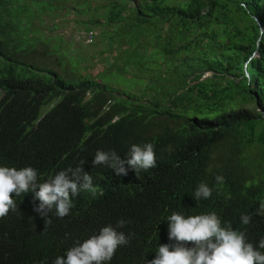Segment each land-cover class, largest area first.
Here are the masks:
<instances>
[{"label":"trees","instance_id":"16d2710c","mask_svg":"<svg viewBox=\"0 0 264 264\" xmlns=\"http://www.w3.org/2000/svg\"><path fill=\"white\" fill-rule=\"evenodd\" d=\"M41 2L0 0V165L30 166L43 183L84 162L96 191L70 196L63 218L53 208L46 229L34 193L16 197V210L0 218V264H54L76 241L109 225L128 243L106 264H147L159 245L173 243L167 224L173 212H214L222 226L230 223L258 245L264 237V216L256 214L264 202V0L111 1L105 23L112 33L100 36L109 42L107 52L125 44V62L151 73L139 97L87 78L81 60L66 63L29 36L26 17ZM147 143L154 146V168L136 173L125 164L127 174L117 175L92 164L97 150L126 160L132 145ZM200 183L212 195L196 201ZM242 215L252 217L249 224ZM120 220L123 228L116 227Z\"/></svg>","mask_w":264,"mask_h":264},{"label":"clouds","instance_id":"9594fccd","mask_svg":"<svg viewBox=\"0 0 264 264\" xmlns=\"http://www.w3.org/2000/svg\"><path fill=\"white\" fill-rule=\"evenodd\" d=\"M126 157V160H121L114 150H97L92 164L94 167L106 165L117 175L127 174L125 164L136 173L156 166L151 143L132 145ZM83 165L84 162H81V166L60 171L43 183L38 182V173L30 166L15 168L0 165V218L10 210L15 211V198L28 192H33L34 198L40 202L34 211L44 218L45 229L51 223L48 213L53 208L57 217L67 216L71 207L70 196H78L82 190L93 194L96 191L92 176L84 171ZM215 180L218 184L224 183L223 176L217 175ZM211 195L212 189L200 183L193 197L199 201ZM256 214L264 216V202L260 203ZM251 218L250 215L240 217L244 225L249 224ZM125 223L120 220L116 227L123 228ZM167 224L168 239L173 243L159 245L155 258L147 264H264V252L259 250L264 249V237L254 246L246 241L244 232L233 230L230 223L222 226L221 219L214 212L187 217L173 212L167 217ZM127 243L123 232H118L111 225L105 226L98 235H92L82 243L76 241L65 256L55 259L54 264H106L117 248Z\"/></svg>","mask_w":264,"mask_h":264},{"label":"rangeland","instance_id":"374dc122","mask_svg":"<svg viewBox=\"0 0 264 264\" xmlns=\"http://www.w3.org/2000/svg\"><path fill=\"white\" fill-rule=\"evenodd\" d=\"M111 1L113 0H45L38 4L40 10L31 9L30 15L26 17L29 22L28 35L38 36L39 45L53 50L58 56H64L66 63L71 64L72 56L81 60L80 63L85 65L83 73L88 75L87 78L112 86L116 91L139 97L144 82L150 80L151 73L143 74V65L130 58L125 62L129 57L126 51L130 52L125 44H114L115 53L113 50L107 52L109 42L100 36L103 30L112 33L113 26L105 23ZM95 21L99 25H95ZM89 31L94 35L91 44L84 38ZM118 40L119 37L117 43ZM3 63L0 61V65Z\"/></svg>","mask_w":264,"mask_h":264},{"label":"built area","instance_id":"2783aa9c","mask_svg":"<svg viewBox=\"0 0 264 264\" xmlns=\"http://www.w3.org/2000/svg\"><path fill=\"white\" fill-rule=\"evenodd\" d=\"M92 37H93V33L92 32H88L87 34H85L84 38L86 39V41L90 44L92 42Z\"/></svg>","mask_w":264,"mask_h":264}]
</instances>
